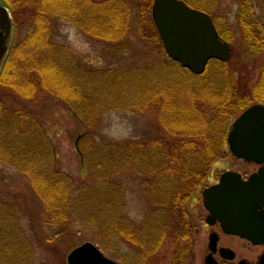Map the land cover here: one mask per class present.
<instances>
[{"label": "rangeland", "instance_id": "374dc122", "mask_svg": "<svg viewBox=\"0 0 264 264\" xmlns=\"http://www.w3.org/2000/svg\"><path fill=\"white\" fill-rule=\"evenodd\" d=\"M36 1L30 0L26 6H16V9L22 10L21 17L15 19L17 28L12 19V44L15 41L16 47L0 68V232L7 230L11 234L9 240L8 232L1 235L0 260L4 264H67L66 258L73 249L90 242L116 263L135 264L134 257L129 259V255L135 252L139 244L135 228L138 227L141 212L149 206H157L160 194L168 189L166 180L170 181L169 188L174 187L172 178L156 177L157 171H148L143 166L142 158L135 160L132 156L131 163L121 164L124 171L106 177V182L102 181L103 191L107 189V193L111 194L114 186L118 192V202L113 203L106 197L103 207L102 200L100 203L95 197L100 189L92 179L102 177V174L90 167L91 157L101 148L105 149L103 155L110 153L111 156L113 149L122 145L143 143L148 148H156L160 163L162 159L168 160L172 167L179 159L183 167L190 166V171L201 173L200 177H196V180H201L200 186L195 181L192 189L197 198L188 201L189 211L193 213V216L190 214L191 218L195 216L194 213L197 216L205 213L200 191L216 183L222 172L233 171L242 177L256 172L257 165L230 154L225 140L233 119L250 103H258L257 93L264 91V78L261 79L264 38L260 48L253 46L251 49L244 37L250 29L243 30L239 21L243 17L248 25L252 22L253 29L263 34L264 3L262 0H183L190 7L207 13L219 36L232 49L230 59L224 63V73L232 95L230 98L238 104L246 102L248 105L230 121L213 113L206 114L211 127L207 133L209 138L197 139L196 144L201 145L200 148L191 149L192 153L188 151V154L180 157L177 149L159 151L156 147L154 138L157 133H162L166 139L172 138V135L167 124L156 125L155 112L159 114L161 108L151 100L167 84L196 90L197 83L202 81L205 73H211V67L207 66L201 75H193L166 61L168 57L150 16L153 0H113V3L121 4L122 13L115 12V19H126L122 23L126 35L111 43L109 40L90 38L81 27L62 17L52 18V22L45 24V31L43 29L38 33L36 28L42 25L44 17L31 18L32 14L39 13L37 6L35 10L32 6L34 3L36 5ZM39 1H42L43 7H53L52 12L58 10L59 5L55 0ZM249 5L252 15L248 21L245 11ZM46 40L58 47L57 52L52 54L58 68L62 67L67 77L69 75L78 84L79 102L75 100L78 105L68 100L69 94L66 97L62 93L59 76L57 85L42 77L44 62H39L35 53L46 51L50 55L45 46ZM115 45L118 46L115 48ZM23 56L33 58L32 69L27 70V76L22 73L16 76L18 63L14 64V61L22 60ZM63 58L67 61H62ZM159 66L164 69H157ZM102 73L104 79L97 82ZM35 79L40 82L36 83ZM103 101L108 104L101 107ZM147 102L148 107L145 106ZM75 106L76 112L73 111ZM210 148L212 152L207 153L206 150ZM127 151L132 154V149ZM152 153L155 155L156 151ZM208 158L214 162L212 165L210 162L203 178L202 167ZM44 175L52 177L51 183L43 185L39 177ZM60 177L68 178V191L63 190L65 184L63 189L57 188ZM89 192L92 194L89 195ZM82 195L85 198L89 196L90 201L85 202ZM68 196L70 200L66 201ZM80 197V201H77ZM12 238L19 242L15 247L10 246L14 242ZM20 243L28 246L27 251L19 250ZM3 245L6 247L3 248ZM184 245L182 241L173 245L166 241L159 255L163 256ZM190 246L193 250L196 244ZM254 251L257 253L258 249ZM167 262L169 259L164 260L163 264Z\"/></svg>", "mask_w": 264, "mask_h": 264}, {"label": "trees", "instance_id": "16d2710c", "mask_svg": "<svg viewBox=\"0 0 264 264\" xmlns=\"http://www.w3.org/2000/svg\"><path fill=\"white\" fill-rule=\"evenodd\" d=\"M4 1L6 2V5L9 7V10L11 12L14 22H15V19L17 20L18 17L20 18L22 15V10L18 8L16 9V6L18 5L26 6L28 2H30V0H4ZM38 1L39 0L36 1V5L34 3L32 6L34 7V10H35V6H37L36 9L39 10L38 11L39 13H36V14L34 13L31 15V18H37L38 16L44 17L42 25H38V27L36 28L38 29V33L43 32V29L45 31L46 29L45 24L47 23L49 24L50 22H52V18L62 17L72 22L78 28L81 27L82 31L92 39L98 38V39L109 40L108 42L111 43L112 40L114 42L116 38H122V37H125L126 35V33L123 31V28H124L123 20H126V19H123V20L115 19V16H117L115 12L122 13L121 4L119 2L117 3L115 1L116 3H113V0H104V1L103 0L102 1L55 0L57 5L59 6H58V10H55V12H52L51 10L53 7H51L50 5L43 7L42 1H39V2ZM56 3H55V6H56ZM185 3L188 4L186 1ZM250 7L251 6L249 5V8L247 9V11L244 10L246 13L245 15L248 18V21L250 20V16L252 15L250 13L252 12ZM239 21H240V27L243 30L250 29V32L249 31L248 33L245 32L246 35L244 36L246 38L245 42L247 46L250 45L251 49L253 48V46L254 47L256 46V48L257 47L260 48V46H262L263 44L264 33L263 34L258 33L256 29H253L252 22L250 25H248V23L245 22V19L243 17H241ZM84 22L86 24V27H85ZM35 24H36V21H35ZM17 25L18 24L16 21L15 22L16 28H17ZM48 37H50V35H48ZM14 38L16 39V34ZM155 39H156V43L159 44V41L156 36H155ZM18 46L19 44H17V47ZM45 46H46V49H48V51L51 52L50 55H48L46 51H40L39 53H35L38 55V58L40 59L39 62L40 61L41 63L44 62V64L42 65L44 76L42 77L46 81H50V83L53 82L55 85H57V77L59 76L58 78L62 80L60 81V84H59L62 86L60 88L62 93L65 96L69 94V97L67 96L66 97L69 98L68 100L71 101L72 103H75L76 101L79 102V88L77 87L78 84H75V82H73V78L69 77V75L67 77V73L63 71L62 67H61L62 69L58 68L59 66H58L57 60L52 57V54L53 53L55 54L57 52L58 47H54L50 45L49 41L47 40L45 42ZM117 46L118 45H115V48ZM15 47H16V43L14 41L11 46V51L9 53V56L11 52L14 51ZM65 60L67 61L66 58L62 59V61H65ZM32 61H33V58H31V56L29 57V59H27V57L25 58L24 56L22 60L16 59V61H14V64L18 63V65L16 66L18 68H16L15 75L18 76L19 74L22 73L23 76H27L26 74L27 70L32 69V66H33ZM166 61L169 64L172 63L173 66L174 64L177 65L175 62L169 59H166ZM59 64H64V63H59ZM224 66H225L224 63H221L218 61H211L208 64V67L209 68L211 67V69H209V72L211 71V73L209 75L205 73L202 81L197 83L198 86L196 90L190 89L188 86L186 88L182 86L172 87V86H167L168 85L167 84L164 86V88L161 91L159 90L157 96H155V99L151 100V103H153L154 105L157 103V106H159L158 108H161L159 114L155 112L156 125L159 123L158 126L160 127V124L162 123L163 125L164 123L167 124V126H170L168 127L169 128L168 130H169V133L172 135V138L166 139L164 138L162 133H157V136L154 139H155V145L159 149V151L162 149H169V150L177 149L178 152L180 153V157L183 154L184 155L188 154V151L192 153L191 149H197V148H200L201 146V145L197 146L196 144L197 139L206 140L207 138H209L207 133L211 127L209 126V123L207 122L206 114L213 113V114L220 116V118L223 117L225 118V120L230 121V119L238 111H240L242 108L248 105V103L246 102H243L242 104H238L230 98L232 95L230 94L229 83L225 77ZM159 68L164 69V67L162 66H159L157 69ZM59 71H60V74H59ZM103 74L104 73L101 74L100 79L96 80L97 82L104 79ZM261 75H262L261 79L264 78V67L262 69ZM35 80H36L35 81L36 83L40 82L39 79H35ZM31 82L32 84L34 83L33 80ZM101 90L102 88L100 89V91ZM97 91L99 92V89ZM261 92L263 93L261 94L260 92L257 93L259 96L257 95L258 99H256V102L264 104V91H261ZM81 95H82V90H81L80 96ZM161 96L163 99L160 100ZM77 102L76 104L78 105ZM99 102H101V99H99ZM250 102H251V99H250ZM148 103L149 102L146 103L145 105L146 107L150 106ZM107 104L108 103H106V101H103V103H101L100 105L101 107H104ZM76 106H75V109L73 110L74 112L77 111ZM151 107L153 106L151 105ZM31 137L34 138L32 134H31ZM35 138H36V135H35ZM102 144L105 146L108 145L107 143H104V142H102ZM142 144L143 143H137V144L127 143V145H122L118 148L113 149V153L111 156H110V153H108L106 156L105 154L103 155V152L105 151V149L101 148L94 157H91L93 159L91 160L89 159L90 167L92 169L96 168V170L102 174V177H92L94 181V185L98 189H100V193L96 192V196H95V197H98L97 198L98 202L101 203V200H102L103 207H105V202L103 201V199L106 200V197L107 199H110L111 202L113 203L115 201L118 202V197H116L117 196L116 193L118 192H116V189L114 188V186H112L111 184L112 186L111 188L112 195H111L107 193V189L103 191V187L101 188L102 181L106 182L105 180L106 177H110L111 175H116L124 171V168L121 164L131 163L132 156H133L135 160L136 158H142L143 166L148 171L150 170L157 171V174L154 173L157 175L156 177H171L172 178V184H174L175 189L172 190L174 187H171V186L169 188L170 181L166 180L168 189L164 191L163 193L161 192L162 193L160 194L161 199H158L159 202H157V206L167 207V208L174 207L175 209H179L180 207L182 208L183 207L182 205H185L189 196L193 195L192 189L194 188L193 186L194 182L196 181L197 185L201 183L200 179L196 180V177L197 176L200 177L201 173L199 172L197 174V172L194 173L190 171L189 169L190 166H188V168L186 166L183 167L181 163L179 162L178 158H177L178 159L177 164L172 167L169 166L171 162L168 160L162 159V162L160 163V161H157L160 158V154L159 153L157 154L156 148L155 147L148 148L146 147V145L144 144L142 145ZM160 144L164 145L165 148L164 147L161 148ZM108 149H106V151L109 152L110 150ZM127 149L128 150L132 149V154H129L128 153L129 151H127ZM40 150H42V148H40ZM153 150L156 151L157 155L156 154L154 155L152 153ZM206 152L207 153L212 152V148L207 149ZM150 154H153V155L148 157V155ZM161 155L163 154L161 153ZM108 156H109V160H107ZM152 159L154 160V162L152 161ZM174 159H176V157H174ZM164 161L167 164H165ZM196 162L195 164L197 166L198 162L197 163ZM210 162L212 165V163L214 162L212 158H208L206 160V164L202 167L203 168L202 175H204L203 178H205L207 174L206 168L209 167ZM39 178L42 179L43 185L44 183L49 184L51 183V180H53L51 179L52 178L51 176L50 178H47L46 175H44V177L41 176ZM155 183L157 184L159 182H155ZM64 184L66 187L65 189H63ZM67 184H69L68 178L60 177V184L58 183L57 188L59 189L61 187L63 190L68 191ZM109 190L110 189H108V191ZM91 194L92 193L89 192V195ZM81 197L87 203L88 201H90L89 196L85 198L82 195ZM81 197L76 200L80 201ZM69 200H70V197L68 196L66 198V201H69ZM106 210L108 209L106 208ZM7 232H8L7 230L0 232V239H2L1 235ZM13 234H15V232ZM10 235L11 234L9 233L8 240L10 239ZM129 239L130 238H128V240ZM11 241H14V239L12 238ZM16 242L19 244L18 241H14L12 244H10V246L15 247ZM20 246H21V249L19 250L27 251L28 246H26L25 243H23V245L20 243ZM5 247L6 245H3V248ZM1 264H4V262L1 261Z\"/></svg>", "mask_w": 264, "mask_h": 264}, {"label": "water", "instance_id": "95a60500", "mask_svg": "<svg viewBox=\"0 0 264 264\" xmlns=\"http://www.w3.org/2000/svg\"><path fill=\"white\" fill-rule=\"evenodd\" d=\"M264 2V0H262ZM0 65L10 36L8 12L0 6ZM151 20L163 49L174 62L194 75H201L211 60L227 62L230 47L222 41L210 19L181 0H153ZM226 144L230 154L246 163L258 165L245 180L233 171H224L218 182L201 191L207 223H219L231 235L264 242V106L254 104L231 124ZM67 264H117L107 259L92 243L73 249ZM260 264H264V257Z\"/></svg>", "mask_w": 264, "mask_h": 264}, {"label": "flooded vegetation", "instance_id": "af4514ba", "mask_svg": "<svg viewBox=\"0 0 264 264\" xmlns=\"http://www.w3.org/2000/svg\"><path fill=\"white\" fill-rule=\"evenodd\" d=\"M0 6L8 12L11 23L7 52L0 65L2 66L12 42L13 22L6 3L0 0ZM0 31H3L2 24H0ZM2 34L3 32H0V37ZM1 45L0 51H3ZM254 104L259 103H251L249 106ZM246 178L242 177V179ZM194 198H197L194 194L189 196L186 205L180 207L181 209L159 206L144 207L146 210L141 212L138 227L135 228L136 241L139 244L135 252L129 255V259L133 256L135 264H163L164 260L168 259L169 262L166 264H260L264 257V242L255 244L249 239L225 233L217 222L207 223V211L203 204L205 213L198 216L194 213L195 216L191 218L190 214L193 216V213L189 211L188 201L191 202ZM166 241L167 244L172 245L177 241H182L185 245L166 253L168 257L166 254L160 256L159 251ZM190 244H196L193 250ZM255 248L258 249L257 253L254 251ZM117 264H126V262L121 261Z\"/></svg>", "mask_w": 264, "mask_h": 264}]
</instances>
